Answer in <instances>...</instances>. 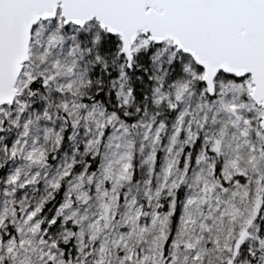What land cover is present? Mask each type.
Returning <instances> with one entry per match:
<instances>
[{
  "label": "snow or ice",
  "instance_id": "snow-or-ice-1",
  "mask_svg": "<svg viewBox=\"0 0 264 264\" xmlns=\"http://www.w3.org/2000/svg\"><path fill=\"white\" fill-rule=\"evenodd\" d=\"M0 264H264V0H0Z\"/></svg>",
  "mask_w": 264,
  "mask_h": 264
}]
</instances>
